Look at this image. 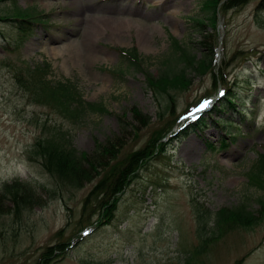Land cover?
<instances>
[{"label":"rangeland","instance_id":"374dc122","mask_svg":"<svg viewBox=\"0 0 264 264\" xmlns=\"http://www.w3.org/2000/svg\"><path fill=\"white\" fill-rule=\"evenodd\" d=\"M205 1L0 0V192L20 181L41 200L19 212L5 200L0 264H39L55 246L65 249L49 264H264V219L247 228L215 224L220 209L246 206L257 213L264 199V185L249 183L264 154V0L222 9L215 29L195 24L208 15ZM19 9L39 23L18 45L22 23L10 17ZM96 21L104 29L92 38ZM107 22L125 24V34L119 37ZM123 50H135L143 70L131 68ZM212 54L214 72L188 69L191 84L169 92L174 103L162 117L163 100L149 90L145 75L179 72L188 58ZM45 64L49 80L73 83L86 102L103 103L109 113H88L74 126L36 102L18 77ZM226 89L240 96L248 115L213 109L203 126L185 131L196 106L221 99ZM222 118L235 122L230 132L242 135L227 134L231 127ZM58 127L72 131L79 152L93 154L98 143L110 141L123 158L162 131L170 133L164 151L121 196L112 221L97 226L99 214L83 203L97 180L61 185L31 155L36 141Z\"/></svg>","mask_w":264,"mask_h":264},{"label":"trees","instance_id":"16d2710c","mask_svg":"<svg viewBox=\"0 0 264 264\" xmlns=\"http://www.w3.org/2000/svg\"><path fill=\"white\" fill-rule=\"evenodd\" d=\"M235 1L238 2L227 0L225 4L220 5V0H206L203 8L208 15L205 19H196V26L203 28L210 25L215 29L218 23V14L222 9L226 10L229 7L233 8L243 3L241 0ZM16 11L18 14L10 17V19L22 23V26L18 28L19 45L23 43L26 37L31 36L32 26L39 22L27 10L19 9ZM175 43L177 44V42ZM122 52L123 56L129 61L131 68L143 70V62L135 50L130 52L123 50ZM188 59V64L186 63V66L179 72L166 73L159 77H154L148 73L145 75L149 90L158 97V100L159 98L163 100L160 101L163 111L162 117L170 111L171 104L174 103L173 96L169 92L184 89L191 84V80L188 78V69L195 71L200 69L203 73L208 70L214 72L213 67L215 68L216 64L213 54L205 55L200 60L195 56ZM49 69L50 67L46 64L41 67L29 68L25 77H18L19 83L32 92L36 102L51 107L60 114L62 119L71 122L74 126H79L88 113L101 115L109 113L103 103L86 102L82 93L73 83L69 81L52 82L49 80ZM247 85L249 86V84ZM237 99H241L240 96L233 93L232 90L226 89L225 95L219 100L214 111L225 113L232 110L240 115H248L244 109L240 108ZM242 105L247 106L248 102L243 100ZM132 112L136 117L142 119V113L137 108H133ZM145 118L147 119V117ZM120 119L122 120V118ZM221 122L224 127H231L227 134L230 133L233 139L242 135L241 132H230L233 129L232 127L236 126L235 122L223 118ZM205 123L206 119H201L199 122L189 124L185 131L188 127H200ZM237 126L241 127V125ZM168 132L169 130L162 131V134L160 133L157 138L153 137L142 149L134 151L123 158L117 156L119 153L116 149L118 145L111 144L110 141L106 144L98 143L93 154L79 152L74 144V134L71 130L63 127L50 128V133L46 132L44 137L36 141L31 155L37 156L41 160L42 167L61 185L66 182L77 187H83L86 183L97 180L83 203L85 211L89 207H93L94 213L99 214L97 226H103L114 218L125 190L139 177V173L144 171L160 152L164 151L165 141L163 139L168 135ZM226 146V143H224V147ZM249 183L256 186L264 185V154H260L255 160L250 170ZM8 199L13 200L17 212L23 208L34 207L41 203L36 191L29 184L20 181L3 185L0 192V214L7 212L4 202ZM259 202L261 208L257 213L249 211L246 206L220 209L215 214L217 228L219 229L226 224H234L244 228L257 225L264 219V199ZM199 213H201L200 219L203 221L204 213L200 211ZM205 213L211 214L209 211ZM64 249V246L47 248L39 264H49L53 257L62 255Z\"/></svg>","mask_w":264,"mask_h":264},{"label":"bare ground","instance_id":"6f19581e","mask_svg":"<svg viewBox=\"0 0 264 264\" xmlns=\"http://www.w3.org/2000/svg\"><path fill=\"white\" fill-rule=\"evenodd\" d=\"M107 25L108 27L111 28V30L116 34L118 35L119 37H122V35L125 34V28L126 26H123L125 24H122V26H116L114 24H110L107 22ZM102 27H105L104 25H102ZM104 28H101V25L99 22L96 21V23H94L92 26H91V36L92 38L95 36L96 33H101V30H103ZM141 38L142 40L145 38L146 39V33L144 34V32H141ZM144 46L146 45L144 42H143ZM57 54V53H56ZM190 145H192V143H190Z\"/></svg>","mask_w":264,"mask_h":264}]
</instances>
